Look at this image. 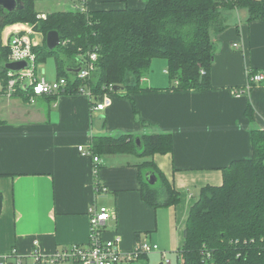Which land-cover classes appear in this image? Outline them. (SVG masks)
I'll use <instances>...</instances> for the list:
<instances>
[{"label": "crops", "instance_id": "0c3cea01", "mask_svg": "<svg viewBox=\"0 0 264 264\" xmlns=\"http://www.w3.org/2000/svg\"><path fill=\"white\" fill-rule=\"evenodd\" d=\"M75 1L35 3L37 12L46 16L54 8L72 7ZM146 2L87 0V8L89 12L143 9ZM236 12L237 20L228 17L227 29L213 38V90H174L167 61L158 59L143 81L151 91L133 94L132 100L111 95V106L102 112L93 111L96 98L91 99L88 87L78 95L39 97L34 104L0 95V260L42 264L35 253L47 259L65 248L87 245L91 206L109 210L104 239H119L124 254H133L145 242L160 248L120 264H166L162 253L170 264L171 254L181 259L187 222L201 189L221 186L223 168L250 159L251 130H264V82L248 90L249 70L264 74V22L248 23V14ZM17 35L40 46L44 42L31 25L15 24L3 30V45ZM38 74L49 82L58 79L45 78L41 70ZM248 105L253 107L254 123L247 117ZM164 133L173 135L174 150L155 155L153 161L180 193L177 206L154 209L143 201L137 167L142 160L134 155L100 157L98 182L106 191H97L95 163L79 152L80 146L90 151L92 138L100 135Z\"/></svg>", "mask_w": 264, "mask_h": 264}, {"label": "trees", "instance_id": "16d2710c", "mask_svg": "<svg viewBox=\"0 0 264 264\" xmlns=\"http://www.w3.org/2000/svg\"><path fill=\"white\" fill-rule=\"evenodd\" d=\"M21 1L23 10L10 14L0 8V95H5L10 81L5 65L12 53L10 46L3 45L2 32L7 26L29 24L44 38L41 46L33 48L37 69L53 58L57 78L68 80L64 95H78L88 87L96 98L91 107L104 94L132 100L133 94L151 91L143 81L158 59L167 61L174 90H213V38L228 27L224 12L247 10L248 23L264 22V0H147L143 9L54 12L45 18L37 12L35 0ZM52 31L61 38L55 51L46 45ZM91 54L97 55L96 71L91 78L80 80L75 71ZM258 73L249 70V79ZM114 87L123 90L116 92ZM14 97L31 103L34 94L21 88ZM246 113L254 123L251 105ZM250 136L252 157L223 168L221 186L201 189L187 222L179 264H264V130L253 128ZM89 149L93 157L134 155L142 160L137 165L141 196L154 209L181 202L180 193L153 161L155 155L173 152L172 134L94 136ZM149 171L158 178L156 186L145 179ZM95 177L100 187L99 177ZM2 209L0 193V215Z\"/></svg>", "mask_w": 264, "mask_h": 264}, {"label": "built area", "instance_id": "2783aa9c", "mask_svg": "<svg viewBox=\"0 0 264 264\" xmlns=\"http://www.w3.org/2000/svg\"><path fill=\"white\" fill-rule=\"evenodd\" d=\"M75 11L86 13L87 0H76L74 4ZM45 18V16H43ZM8 46L12 51L10 62H19L26 60L30 64V68L21 72H10L5 96L8 98L14 97L17 91L21 88L31 90L34 97L31 98V103H35L36 98L43 96H52L65 91L68 87V80L65 78L57 79L53 82H49L46 79L39 76V69L36 66V57L33 54V48L39 46L38 43L31 41L25 36L11 37ZM239 45L235 44L234 48H238ZM97 55L91 54L89 59L84 62L80 72L77 73V77L80 80H87L92 77L96 71ZM264 82V74L258 73L249 79L248 90L253 85H259ZM114 90V89H113ZM244 92H237L242 94ZM89 96L92 99L91 92ZM111 106V95L104 94L102 100H98L97 104L92 107L93 111L102 112ZM79 152L83 156L93 157V153L85 149L83 146L79 147ZM95 163L94 171L98 174L99 167L96 166L100 163L99 157H93ZM97 191H106L103 186L97 187ZM90 219V241L84 246H72L71 248H65L58 251L54 256L47 259L40 258L35 253L37 262L42 264H57V263H72V264H120L124 261H133L140 255L151 254L154 252H160L158 245L150 243H141L137 246L136 251L133 254H124L118 248V241L104 239V231L107 221L111 218V213L107 208L91 206L88 211ZM16 251L12 252L11 256L14 257ZM166 264H170V260L167 259L166 253H162ZM0 264H23L22 259L17 258L15 261H9V257L1 258Z\"/></svg>", "mask_w": 264, "mask_h": 264}, {"label": "water", "instance_id": "95a60500", "mask_svg": "<svg viewBox=\"0 0 264 264\" xmlns=\"http://www.w3.org/2000/svg\"><path fill=\"white\" fill-rule=\"evenodd\" d=\"M0 8L11 14L16 11L23 10L24 6L21 0H0ZM46 45L50 51H55L56 49H58L61 45V38L59 33L56 31L49 32L46 38ZM28 68H30V64L26 60L19 62H10L5 65L6 70L14 73L24 71ZM75 72L79 73L80 69ZM122 90L123 88L114 87V91L116 92ZM137 143L138 145H140V140H138ZM145 179L151 186H156L158 184L157 176L151 171L145 174Z\"/></svg>", "mask_w": 264, "mask_h": 264}, {"label": "rangeland", "instance_id": "374dc122", "mask_svg": "<svg viewBox=\"0 0 264 264\" xmlns=\"http://www.w3.org/2000/svg\"><path fill=\"white\" fill-rule=\"evenodd\" d=\"M66 7H68V8H54L50 11H52V13L53 12L67 11L65 9H68L69 11H75L74 5L72 7L71 6H66ZM38 10H39V8H38ZM43 12H45V11H43ZM243 13L248 14L247 10H240V15ZM224 16H225L226 21H227L228 17L229 18L233 17L235 20H237L236 10L225 11ZM42 18H44V17L42 16ZM18 24H21V23H18ZM159 61L165 62V60H161V59H159ZM38 66H39V70L43 71V76L45 78H47V79L49 78L51 80H54L56 78V76H57V74H56L57 73L56 63H55L53 58H48L45 62L40 63ZM153 70H154V68H153V64H152L150 74H152ZM170 257H171L172 264H179L181 261V259L178 260L176 254H171Z\"/></svg>", "mask_w": 264, "mask_h": 264}]
</instances>
